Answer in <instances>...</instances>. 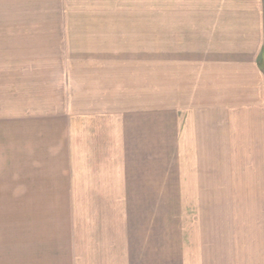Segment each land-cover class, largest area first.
Returning <instances> with one entry per match:
<instances>
[{"label":"crops","instance_id":"crops-1","mask_svg":"<svg viewBox=\"0 0 264 264\" xmlns=\"http://www.w3.org/2000/svg\"><path fill=\"white\" fill-rule=\"evenodd\" d=\"M58 5L51 20L2 24L16 26L19 49L0 52L1 79L8 81L11 60L31 61L35 89L61 91L79 108L77 121L91 117L106 127L115 120L122 142L132 134L137 150L122 148L130 161L150 156L156 163L155 140L163 138L164 252L130 257L131 227L71 220L62 227H0V264H264V0H164L162 36L148 4L146 16L136 15L141 26L108 0ZM157 60L163 107L133 105L129 92L155 90ZM108 99L120 100L119 108L82 115ZM141 182L126 187L151 195L133 200L154 201L146 197L156 195V185ZM97 186L88 195L100 198L90 201L104 196ZM114 229L125 231L119 248L115 241L109 248L120 258L100 257L92 245L104 249Z\"/></svg>","mask_w":264,"mask_h":264},{"label":"rangeland","instance_id":"rangeland-1","mask_svg":"<svg viewBox=\"0 0 264 264\" xmlns=\"http://www.w3.org/2000/svg\"><path fill=\"white\" fill-rule=\"evenodd\" d=\"M61 1L0 0L1 54L8 48V56H11L14 49H19L17 38L12 37L16 26L2 24L31 18L51 20L58 17L59 11L57 13L55 9H58ZM108 1L111 7L115 6L117 12H131L132 23L136 22L139 26L141 21L137 22L136 15L139 14L141 19L143 13L146 16L148 4L155 10L156 35H163L164 0ZM162 61L157 60L154 91L129 92L133 105L144 104L155 106V109L163 107L165 92ZM11 62L8 81L5 82L6 78L1 79L3 77L0 74V227H62L70 226L71 220L81 227L127 226L132 228L127 231L132 244L130 257L135 252L139 255L145 252L163 256L165 235L164 229H159L165 226L162 194L163 138L155 140L156 163L155 158L150 156H140L130 161L127 156L122 155V148L132 150L131 152L137 150L136 141L131 139L132 134L126 133L122 142L116 138L118 123L115 120L106 122V127L102 126L104 123L91 117L77 121V118H81V115L76 117L79 108L71 106L61 91L35 89L36 84L30 79L34 80L38 72H34V65L29 63L31 61L17 59ZM3 63L4 61H0L2 66ZM27 68L32 73L26 72ZM49 71L51 70L44 69V73ZM29 86L32 89H28ZM51 86L52 84L49 88ZM73 100L71 98V102H76ZM118 101L108 99L106 107L95 106L98 110H89L97 112L82 115L96 116L104 108L115 111L119 108L115 105ZM70 118L76 121L71 122ZM145 167L152 170L145 172ZM141 181L151 186L156 185V195L146 197H155L154 201L133 200L142 198L141 195L145 193L151 195L149 191L141 192V188L126 187L141 184ZM95 185H98L96 189L104 193L102 200L98 202L90 200H97L100 196L88 195L90 192L97 194L96 191L93 192ZM53 186L57 187L54 192ZM114 230L112 233L118 240L113 235L112 241L103 240V244L107 246L102 250L92 245L93 251L100 257L120 258L119 250L112 254L109 248L113 241L117 242L116 246L119 248L125 231L118 235L119 232ZM90 241L91 244H97V240L92 237Z\"/></svg>","mask_w":264,"mask_h":264}]
</instances>
